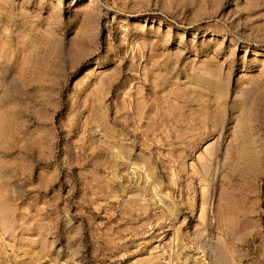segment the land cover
Listing matches in <instances>:
<instances>
[{
	"label": "rangeland",
	"instance_id": "rangeland-1",
	"mask_svg": "<svg viewBox=\"0 0 264 264\" xmlns=\"http://www.w3.org/2000/svg\"><path fill=\"white\" fill-rule=\"evenodd\" d=\"M0 264H264V0H0Z\"/></svg>",
	"mask_w": 264,
	"mask_h": 264
}]
</instances>
